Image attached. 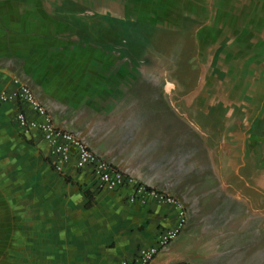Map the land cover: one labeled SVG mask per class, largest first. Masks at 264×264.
<instances>
[{"label":"crops","instance_id":"1","mask_svg":"<svg viewBox=\"0 0 264 264\" xmlns=\"http://www.w3.org/2000/svg\"><path fill=\"white\" fill-rule=\"evenodd\" d=\"M76 1L0 0V91L13 90L17 78L56 126L126 176L181 203L186 224L151 264H264V111L258 114L264 90L257 85L264 34L242 39L257 44L250 58L257 66L229 69L232 76L250 75L249 100L233 104L230 94L213 104L220 109L214 115L193 113L188 130L199 133L191 134L196 150L203 149L187 163L178 133L186 103L169 85L134 83L138 58L119 51L127 43L120 36L104 35L102 18H120V5L105 8L101 0L75 8ZM251 1L264 30V0H245V10ZM17 111L16 102L0 104V264H120L175 225L172 205L131 204L130 187L99 191L89 171L55 173L40 135L21 136ZM218 113L229 121L223 130ZM251 123L257 126L248 130Z\"/></svg>","mask_w":264,"mask_h":264},{"label":"rangeland","instance_id":"2","mask_svg":"<svg viewBox=\"0 0 264 264\" xmlns=\"http://www.w3.org/2000/svg\"><path fill=\"white\" fill-rule=\"evenodd\" d=\"M103 1L105 8L120 5V13H113V17L119 14L120 18L112 19V13L110 17L102 18L105 24L104 35L124 39L127 43L120 45L122 49L119 51L122 54L125 51L133 53L138 58L135 61L137 72L134 83L169 85L176 90L175 99L188 106L187 109L186 106L181 108L180 116L184 117L186 125L181 124L178 133L181 135L179 142L183 143L186 162H191L195 152L203 149L201 147L196 150L195 143H198L192 138L193 133L197 137L199 133L196 135L195 130H188V126H192L191 118L195 117L193 113L197 111L200 112L197 115L205 117L206 112L211 110L214 115L220 109H214L213 104L229 100L230 94L233 104L247 103L246 100H249L246 97L249 92L246 80L250 75L240 76L241 71L238 69V73L232 76L229 69L230 66H257V62L251 64L250 59L251 53L259 52L257 44H244L242 39L246 37L243 40L246 41L247 38L263 36L264 30L257 26L260 14L251 8L252 1L249 2V10H245V0ZM97 2L101 0H89L86 2L88 5L78 0L73 6L90 7ZM247 46L252 48L248 51ZM226 52L230 55L229 60L225 58ZM241 78L245 80L246 87L238 81ZM259 79L257 85L264 90V76ZM263 105L262 101L258 109L260 118L264 111ZM243 110L252 111L245 106ZM221 117H224L221 113L215 115L217 121ZM228 123L225 120L218 122V130L228 127L225 126ZM256 126L251 123L248 130Z\"/></svg>","mask_w":264,"mask_h":264},{"label":"built area","instance_id":"3","mask_svg":"<svg viewBox=\"0 0 264 264\" xmlns=\"http://www.w3.org/2000/svg\"><path fill=\"white\" fill-rule=\"evenodd\" d=\"M12 85L13 90L0 91V104L16 102L18 111L15 115V124L21 136L31 138L34 133L40 135L49 149L47 163L55 173L66 176L71 167L75 172L89 171L99 191L114 192L130 187L132 192L127 200L131 204H144L147 199H153L175 207L177 213L175 225L162 231L154 245L140 249L132 260L120 262V264H151L160 250L178 238L186 224V212L181 203L171 195L149 189L126 176L118 168L96 155L80 138L56 126L51 115L26 84L14 78Z\"/></svg>","mask_w":264,"mask_h":264},{"label":"trees","instance_id":"4","mask_svg":"<svg viewBox=\"0 0 264 264\" xmlns=\"http://www.w3.org/2000/svg\"><path fill=\"white\" fill-rule=\"evenodd\" d=\"M67 182H69V179H65ZM86 197L90 199V195L88 193H85Z\"/></svg>","mask_w":264,"mask_h":264}]
</instances>
